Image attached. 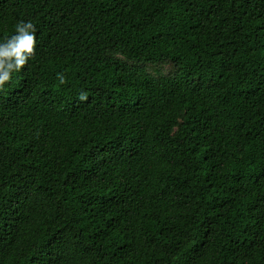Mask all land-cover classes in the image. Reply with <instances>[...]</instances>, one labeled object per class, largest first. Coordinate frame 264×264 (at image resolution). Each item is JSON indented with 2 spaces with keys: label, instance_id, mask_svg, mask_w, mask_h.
I'll return each mask as SVG.
<instances>
[{
  "label": "trees",
  "instance_id": "1",
  "mask_svg": "<svg viewBox=\"0 0 264 264\" xmlns=\"http://www.w3.org/2000/svg\"><path fill=\"white\" fill-rule=\"evenodd\" d=\"M21 20L0 264H264V0H0Z\"/></svg>",
  "mask_w": 264,
  "mask_h": 264
},
{
  "label": "clouds",
  "instance_id": "2",
  "mask_svg": "<svg viewBox=\"0 0 264 264\" xmlns=\"http://www.w3.org/2000/svg\"><path fill=\"white\" fill-rule=\"evenodd\" d=\"M36 26L30 20L18 21L14 32L0 39V89L19 72L35 51Z\"/></svg>",
  "mask_w": 264,
  "mask_h": 264
},
{
  "label": "rangeland",
  "instance_id": "3",
  "mask_svg": "<svg viewBox=\"0 0 264 264\" xmlns=\"http://www.w3.org/2000/svg\"><path fill=\"white\" fill-rule=\"evenodd\" d=\"M149 68H150V70H157L158 69L157 66H152V67L150 66Z\"/></svg>",
  "mask_w": 264,
  "mask_h": 264
}]
</instances>
